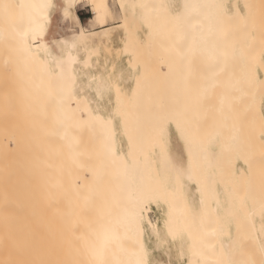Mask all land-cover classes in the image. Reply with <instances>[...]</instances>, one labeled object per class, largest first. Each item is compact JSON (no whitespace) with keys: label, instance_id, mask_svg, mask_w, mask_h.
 <instances>
[{"label":"bare ground","instance_id":"6f19581e","mask_svg":"<svg viewBox=\"0 0 264 264\" xmlns=\"http://www.w3.org/2000/svg\"><path fill=\"white\" fill-rule=\"evenodd\" d=\"M5 1L8 0L3 2L0 0V3L4 4L2 8L6 5ZM89 1L90 9L96 15L89 21V25L97 26L104 22L109 12H112L111 5L109 0ZM229 1L128 0V6L124 7V14L120 16L123 24H125V30L129 26H127V21L130 22L133 17L152 27L155 34L161 30L162 33L161 31L159 32L162 35H159L160 33L157 34L163 36L164 39L166 38L163 44L164 48H167L166 51L168 53L171 52L170 55L173 57L172 51L175 55L177 54L174 60L172 59L173 57L169 56L168 60L171 58V62H168L176 65V61L180 60L178 62L186 65L179 69L181 72L178 70V66V68L175 67L176 71H179L175 73L182 77L185 76L187 87L190 84V88H192L188 87L191 90L190 95H188L189 90L187 94L186 90L183 91L189 98L190 96L196 97L199 94V97L201 95V97H197L200 99L198 101L200 103L197 102L198 109L199 105L200 107L202 106L201 110L199 109L201 111L200 114L196 113L199 111L196 104H192L196 107L195 109L189 103L194 98L190 99L192 101L187 100L188 104L186 105L188 108L185 107L184 111L185 102L183 101L188 96H185V99L182 96L181 101L178 99L179 96L181 97V95L185 94L181 92V88V95L179 94V88L177 89V93H179H175L176 89L174 90V87L176 85L179 86V84L173 83V80L177 81L178 78L172 75L174 73H171L173 79L171 80L170 77L171 82L169 83L175 85L173 89L170 88L172 91L168 88L171 91V93L169 92L171 95L167 93V95L163 96L168 97L172 102L169 101L167 103L168 98L166 99V97L164 100L166 105L162 101L161 92L165 89L163 88L159 95L157 94L158 96L154 95L158 99H152V101L150 98L151 104L149 99L145 101L147 95L144 94L143 105V102L140 101L143 98V94L138 96V93H134L133 90L132 94L134 93L137 98L133 96L132 98H135V101L133 100L132 102L136 103L139 99L137 106H134L135 104L133 103L130 104V100H126L124 107L117 106L114 108V113L117 115L121 114L119 113L120 111L123 112L122 125L123 130L124 127L127 129L124 130L127 134L133 129V127H130L131 124L133 126L136 124L137 129L134 128V131H145L146 129L144 128H147V130L152 129H148L147 120L144 121L143 119L145 114L146 116L149 115L148 119L153 117V115L155 116V118L153 117L155 121L153 118L150 119L152 125H154V122L159 121L166 112L174 115V117L176 115L177 118L184 117L180 119L182 125H185L188 119L190 121L186 126L189 127L192 122L189 129L184 126V131H182L184 135L185 131L188 132L186 133V135H190L188 139L192 137V140H187V143H184L186 146L184 149L189 153L188 158L183 157L185 154L182 156L180 151L176 149L180 147V145L177 146L178 142L176 144L172 143L177 147L174 146L175 148H173L171 146L170 151H167V156L165 154H163V157L161 156L164 159L160 160L161 157H156L165 163L169 162L171 164L173 162L170 165L171 168L169 166L165 167L167 169L164 168L167 171L164 173L165 178L162 182L156 175L154 177L156 176L157 178H153L151 172L147 175L149 165L146 166L145 164L152 163V157L146 151L150 144L146 148V143L143 145L144 143L140 140L131 142L133 139H129L130 142L128 141L129 143L126 144L132 143L131 146L135 149L132 151L133 153L131 154L130 151V156H128L129 153L124 150L120 151L115 115L105 114L100 109L98 101L96 102L92 95L94 92L97 97L102 99L103 96H107V91L110 88V79L108 81L104 77L106 74L102 76L93 74V71L91 73L90 68L94 64L93 56L98 54L97 42L93 43L95 39L93 37L100 30H89L80 25L75 9L79 0H63V5L59 7L61 19L68 20V18H72L76 25L79 26V30L71 33L65 32L59 36H48L52 21V11L58 8L56 0H9V4L10 2L11 5L14 3V8L11 5L10 8L7 4L10 8L8 10L10 12L12 9L15 10L13 12H15L16 20L9 12L7 14L11 16L7 18L5 11L8 10L5 9L6 7L1 9L0 6V15L3 16L5 14L4 18H1L10 24L9 26H6L8 25L7 22L3 25L0 24V40H6L10 35L13 37L15 33L13 38L17 41L16 44L19 51L27 54V58L30 57V61L33 64H37V75H39L41 88L39 91L45 94L44 104L46 101L51 103L50 108L42 106L45 107L47 112L49 110L52 112V114H47L46 112V114H42L43 121L39 122L37 126L34 125L31 133L33 141L29 145L32 147L28 148L29 150L26 149L27 146H24L25 149L22 147L24 152H19V149L17 153L13 154L12 152L10 154L8 153L10 151L9 148L5 146L6 144L4 145L5 147L0 146V264H150V253L153 247L148 245L147 231L157 238L154 249H160V246H162L160 245V238L163 236L161 226L152 220L149 214L151 204L167 203L170 200L173 204L170 206L168 226L171 230L174 227L176 230V225L179 227L180 233H175V237L181 235L186 237L184 240V244L187 247L186 250L183 247V250L189 256L186 264H239V260L242 262L241 260L246 258L244 254L247 248L249 252H246H251L253 254L252 258L257 253L259 254L256 241L253 242L254 244L251 242L254 240L252 238L258 241L262 236L259 237L257 231L259 230L257 229V217L260 212L264 213V2H262L263 0H257L256 5L254 0H242L244 7L242 9L240 0H234L233 7L230 9ZM260 3L262 5L258 6ZM2 10L4 11L2 12ZM14 25H16L15 32H13ZM117 27L121 28L120 25ZM126 31L129 30L127 29ZM131 32L127 33L130 38L126 37L127 40H125L123 50L125 48L130 49L134 42L137 43V37L135 40V35ZM130 33L132 36H130ZM96 37L98 38V36ZM131 37L134 40L133 42L131 41L130 46ZM8 39L10 40V38ZM168 43H170L171 47H169ZM109 44H111V40ZM137 44L139 45L140 42ZM10 46L12 45L10 44ZM134 46L136 47L137 45L134 43L132 48L135 49ZM173 48H176L175 50L177 51L175 52ZM180 48L181 50L179 51ZM178 51L179 53H177ZM186 53L188 57L185 55ZM131 56L133 57V54ZM178 57H182V60L178 59ZM134 58H137L135 54ZM185 61H187V64ZM178 64L180 65V63ZM192 66L193 68H191ZM141 67L143 68V66ZM199 71L203 73H199ZM117 72L116 74H118ZM123 74L124 72L122 71L120 75ZM185 74L189 76L187 77ZM166 77L167 79L169 78L168 76ZM189 78L190 83L187 81ZM181 79L178 80L181 81ZM135 80L137 81V78ZM164 80L161 87L168 83V80L166 82ZM136 81L133 83V89L139 87V83H141L140 78L138 82ZM124 82L125 84L127 83L126 80ZM169 83L168 86H171ZM130 84L129 86L132 85ZM145 84H147L146 81L143 85H140L144 86ZM194 87L196 89L193 91ZM251 87L252 90H250ZM114 89L116 90V87ZM151 90L145 91L150 94L153 91L155 92V90L152 92ZM166 90L165 92H167ZM117 91L121 93L123 90L117 89ZM173 91L176 96H174V93L172 95ZM119 95L124 96V94ZM160 95L161 97H159ZM174 98L175 100H173ZM124 99H126L125 96ZM176 100L177 104L182 102L183 105L179 104L177 106ZM156 101L160 102V104ZM195 101L192 103H196ZM104 102L106 103V101ZM153 103L156 107H154ZM146 105H148L151 112L152 108L157 109L158 105L159 107L162 106L158 110L161 109L160 112L163 114L159 112L157 116L155 114L151 115L149 110V113L147 112ZM149 105H153L151 109ZM174 105L176 106L172 108ZM188 105H190V108ZM138 109H141V113ZM142 110L146 112L143 113ZM186 110L188 111L186 112ZM189 111H195V114L192 112L194 116ZM197 115L201 123L196 120ZM243 117L245 119L242 120ZM137 118H140V120ZM177 118H175L174 123L182 127L176 121L179 120ZM192 118L193 121H191ZM203 118L209 119V122L207 123L208 120L205 121ZM142 119L143 121H141ZM165 119L163 120L164 122L168 121ZM138 121L144 123L140 124ZM204 122V125H209L207 130L209 128V131L212 130V133L209 132L210 136L207 134L208 137L204 134L206 133L204 132L206 127L202 125ZM168 123L166 122L165 126L163 125L164 128L162 126V128L158 127L162 124L158 123L157 128L168 130L166 126ZM128 125L131 128L130 131H128ZM196 126H203L205 129L201 127V131H197L199 128ZM153 127L154 129L156 128L155 126ZM174 127L177 129L176 126ZM195 127L198 129L196 130ZM244 131H248V133L243 134ZM199 132L202 133L199 134ZM164 133L166 134L168 131ZM197 134L200 136L196 138L195 135ZM221 135H225L224 139L226 141L221 139L223 138ZM244 135L249 136L247 140ZM4 136L6 135L4 134ZM193 136L196 140H193ZM126 137L131 138L128 135ZM181 137V139L184 138L183 134ZM205 137L207 140H204ZM196 141L198 142L197 144L195 143ZM167 142H170V140ZM137 143L138 147L146 151L147 155H143L144 151L142 157L140 154H136L139 153L137 151H140L134 147ZM172 144L170 143V145ZM163 146L166 148L167 145L164 144L161 148H164ZM251 146L256 147L252 148ZM257 148H260V150L258 151ZM163 150L161 149L165 153V149ZM196 158L199 160H196ZM187 159H190V162L198 161V170H196L194 162L188 165ZM238 160L244 166L237 165ZM173 164L174 167L172 168ZM221 164L224 165L222 168L227 169L224 170L225 175L228 170L230 172L227 174L228 176L230 174V185L224 184L229 181L224 180L228 176H224L223 172L220 174L223 175L221 178L224 183L220 178L216 177L219 176ZM153 170L156 173V170ZM161 170L163 172V168ZM162 172L160 175L163 174ZM255 172H257L256 175H260L258 179V175L256 178L254 177ZM199 175L200 177H198ZM196 176L199 181L201 180L200 182H198ZM236 176L242 186L239 183L236 185L237 187L233 184L232 181ZM261 176L262 179L260 181ZM249 178H251L250 180L255 178V180L250 181V184L244 188L242 179L247 181ZM195 179L197 183H200L198 184L200 186H192V181L194 180L195 182ZM218 180H221L220 184H223V186L219 184ZM252 182L256 185L252 186ZM258 182H262V184ZM257 189L262 191L261 194L257 193ZM244 190L249 198L250 196L251 198L253 196L256 197L255 200H253L254 197L250 199L253 202H251L252 206L250 203L248 204V211L245 207L246 204L242 206L239 201L241 196H245H243ZM256 193L261 196L257 198V195H254ZM239 206L242 207L243 214L247 211L246 222L243 219L245 223L241 222V225L238 224L239 228L232 230L231 224L237 220ZM243 207L246 209L245 211ZM239 221L237 222L239 223ZM146 222L148 227L145 226ZM237 222L235 223L236 225ZM169 232H171L170 235L174 234L170 230ZM244 235L245 237L248 235L252 236L250 238L248 236L249 239L246 237V244L249 247L255 245L253 249L251 247L249 250L248 246L246 248L245 238L243 239ZM263 238L262 236L261 239ZM239 239L244 240H242L244 243H241V245L243 244L242 247L237 245L238 241L241 242ZM181 241L183 240L181 239ZM263 241H259L260 254L263 256L259 254L256 257H264ZM240 248H246V250H243V252ZM180 250L183 251L182 248ZM251 250H257V253ZM184 251L181 253L184 254ZM166 253L169 254L168 251ZM158 256L159 259L160 254ZM173 256L174 254H172L171 258ZM175 257L173 261L177 260H175ZM247 259L249 257L243 263H246ZM257 259L258 263L256 262L255 264H261L260 260L263 258L259 259V261ZM159 264H166V262L160 259Z\"/></svg>","mask_w":264,"mask_h":264},{"label":"rangeland","instance_id":"374dc122","mask_svg":"<svg viewBox=\"0 0 264 264\" xmlns=\"http://www.w3.org/2000/svg\"><path fill=\"white\" fill-rule=\"evenodd\" d=\"M4 0H1V2H3ZM57 1V3L58 2H60V3H62L63 2V0H56ZM230 1H232V2H230ZM229 1V8L231 9L232 7H233V2H234V0H230ZM257 0H254V2L256 3V5H257V2H256ZM9 2V0L8 1H5L4 3H6V5L8 4L9 6L11 5V2H10V4L8 3ZM109 2H110V5H111V11L112 12H109L107 15H106V17H107V20H106V17H105V19H104V22L103 23H101V24H99V25H97V26H91V25H89V23H88V26L89 27H91V28H99V32L97 33V35H95L94 37H93V39H94V41H93V39H92V41H93V43H95V42H97L96 43V45H97V50H98V54L100 55H98V54H94V56H93V66L90 68V70H91V73H92V71H93V74H96V75H102L103 76V74H106V76L104 75V77H106L107 79H108V81H109V79H110V81H109V89H108V91H107V96L105 97V96H103V99L102 98H99V97H97V94L96 93H92V95H93V97H94V99H95V101L97 102L98 101V105L100 106V109L105 113V114H113V115H115V119H116V126H117V129H118V142H119V150L120 151H125L126 153H129L130 151H131V154L133 153L132 151L133 150H135L134 148H132V146H131V144H126V143H129L130 142V140L129 139H133V141H131V142H134V140L135 141H137V140H140L142 143H144L143 145H145V143H146V148H147V145L148 144H150L151 145V147H150V145H148V149H146V151H148V155H151V157H152V163L151 164H145L146 166L147 165H149L148 167H146L145 165V167L146 168H148V173H147V175L149 174V172H151L152 173V177L153 178H160V180H161V182H162V180H164V178H165V174L164 173H166V171L164 170V168L165 167H167V166H169L170 167V165L173 163V162H171V164L169 163V165H168V163H165L163 160L162 161H160L161 159H164V158H162L164 155L163 154H167L169 151H170V148H172L171 146H173V148H175V147H177V146H179L180 145V147H178V148H176L177 150H179L180 151V154H182V156L183 157H186V158H188V156H189V153H187V151L184 149L186 146H185V144L187 143V140H192V137L190 138V139H188V136H190V135H186V133H188V132H186L185 131V135H184V132H182V131H184V129L183 128H185L184 126H186V124L188 123L189 124V119H188V121L185 119V121H187V123L185 124V125H182L181 124V121H180V119L181 118H184V117H181V118H177L176 117V115H175V117H174V115H170V114H167V112L166 111H164V112H166L164 115H162V118H160L159 119V121H163L165 118H167V119H165V120H168V121H163L164 122V124L166 123V122H169L168 124H166V126H167V129L168 130H166V131H168V133H164V132H166L164 129L163 130H161V128L163 127V122H159V121H157L159 124H161V125H159L157 122L155 123L154 122V125H152V123H150V119H152L153 117L155 118V116L153 115V114H155L156 116H157V113H159L160 111H161V109H159L158 110V108H161V107H159V105H158V108L157 109H154V108H152L153 110H152V112L149 110V108H148V105H146L145 106V108L147 109V112L149 113V111L151 112L150 114L151 115H153V117H151L150 119H148V117H149V115L148 116H146V114H145V116H146V119H145V116L143 117V119H144V121L145 120H147V126H148V129L149 128H152V129H149V130H147V128H144V129H146L145 131H140V130H133L134 128H136L137 129V127H136V124L135 123H133V124H135V126H133L132 124H131V126L130 127H133V129L131 130V128H129V125H128V128H129V130L128 131H130V133H128L127 134V132H125L124 130H127V129H125V127H124V130H123V125H122V123H123V117H122V111H120L119 113H121V114H116V113H114V108L115 107H124L125 106V102H127L126 100H130L131 102H130V104L131 103H133L132 101L135 99V98H137V96L135 97L134 96V93H138V96H141V94H143L142 95V100H140V101H142V102H140V103H142L143 105H144V94H146L145 96L147 97V98H145L146 100L145 101H148V99H149V101H151L152 99L153 100H155V99H158V98H156L155 96H158L159 95V93L163 90V88H165L164 89V91L163 92H161L162 93V96L163 95H167V93H168V95L171 93V91H172V89H173V86L175 85V84H173V83H176V84H179V86L178 85H176L175 87H174V90L176 89V91H175V93L176 94H178L179 92H180V88H181V92H184L185 90V92H186V94H187V92H188V90H189V88H190V84H189V88L187 87V83H186V79H184L185 78V76H179V74H176L175 72H179L180 70L179 69H182V66H186L184 63H181V62H178V61H180V60H178V61H176V65H174V64H171L170 62H171V58L168 60V58H169V56L170 57H173L172 55H170L171 54V52L170 53H168L167 51H166V49L167 48H164V46H163V44H164V42H165V40H166V38L164 39V37L163 36H159V35H162L161 33H162V31L161 30H159V31H161V33L159 32V31H157L156 32V34L157 33H160L159 35L157 34H155L154 33V31H153V29H152V27H149V26H147V24L145 23V22H141V21H139V19H137V18H135V17H133L132 19H134V20H132V19H130V22L129 21H127V26L128 27H126V30L128 29L129 31H126L125 30V28H124V26H125V24H123V21H122V17H120V16H123L122 14H124V7L128 4V0H109ZM239 2H241L240 3V6H241V8L243 9L244 7H243V2H242V0H240ZM251 2H253V1H251ZM253 2V3H254ZM260 2V1H259ZM262 2H264V0L262 1ZM90 3V1L89 0H79V2L77 3V5L75 6V9L76 10H78V8L80 7V8H85L84 10L85 11H83V12H86L87 10H88V14H87V18H85L86 20L85 21H87L88 22V19L89 18H91V17H94V16H96L94 13L92 14V12L90 11L91 9H90V6L91 5H88ZM231 3V4H230ZM252 3V4H253ZM1 4V3H0ZM14 3L11 5L12 6V8H14ZM259 5H262L261 3L260 4H258V6ZM1 6V9H4V8H2L3 6H4V4H1L0 5ZM11 6H10V8H11ZM16 6V5H15ZM128 6V5H127ZM8 7V6H7ZM5 8L6 10H10V8L8 7V8ZM5 11L6 13L5 14H7V12H9V14L11 13V15H12V17H14L15 18V20H16V16H15V12H13V11H15L14 9H12L11 10V12L10 11ZM56 10V9H55ZM4 10H2V12H3ZM1 13V12H0ZM5 14H3V16L5 15ZM11 15H8L7 14V18H9L8 16H11ZM3 16H1L0 15V24L1 25H3V24H6L5 22H7V21H3ZM116 16V17H115ZM1 17H3V18H1ZM118 17V18H117ZM6 18V19H7ZM6 19H4V20H6ZM11 19V18H10ZM96 19H98L97 17H96ZM8 20V19H7ZM13 20V19H12ZM2 21H3V23H2ZM9 22H10V20H8ZM68 23H67V27H62V26H60V28H59V35H62L63 33H65V32H68V33H71V32H73V31H78L79 30V28H76L75 26H76V23L74 22V20L72 19V18H68ZM138 22V23H137ZM13 23V22H12ZM120 23V24H119ZM124 23H125V21H124ZM145 23V24H144ZM7 24H8V22H7ZM14 24V23H13ZM13 24H12V27H13ZM137 24V25H136ZM10 24H8V25H6V26H9ZM120 25V27L121 28H119V27H117V26H119ZM123 25V26H122ZM144 25H146V26H144ZM101 26V27H100ZM11 27V26H10ZM15 27H16V25H14V30H13V32H15ZM89 27L87 28V29H89ZM112 27V28H111ZM137 27V28H136ZM133 28H134V30H133ZM10 29H12V28H10ZM108 29V30H107ZM122 29V30H121ZM61 30V31H60ZM131 30H133L132 32H131ZM135 31V32H134ZM13 32L11 31V34L13 35ZM112 32V33H111ZM129 32H131V33H133L134 35H135V37H134V39L136 38L137 39V43H139L140 42V44L138 45L136 42H134L135 43V45H137L136 47H135V49L134 48H132L133 47V45H134V43H133V45L131 46V43L133 42V38L130 40V39H128V40H130V46H131V50L130 49H127V48H125V50H123V47H124V45H125V40H127L126 39V37L128 36L129 37V35H127V33H129ZM164 32V31H163ZM130 33V36H132V34ZM166 34V33H165ZM164 34V36H166ZM168 34V33H167ZM58 35V36H59ZM121 35H122V37H121ZM171 35V34H170ZM96 36H98V38H99V41H101V42H99L98 41V38L96 37ZM168 36V35H167ZM13 37H15V33H14V36ZM13 37H11V35L8 37V38H10V40L7 38L6 40H7V42H6V40H0V146H3V147H5V146H7V148H9V150L10 151H8V153H10V154H12V152H13V154H15V153H17L18 151H19V149H20V151L19 152H24L23 151V149H25V147L24 146H27L26 147V149L27 150H29L28 148H31L32 146H29V145H31L32 144V139H33V135L31 134L32 132H33V128H34V125L35 126H37L38 125V123L39 122H42L43 121V118H42V114H52V112H51V110H49L48 112L46 111V109H45V107L46 108H50V106H51V103H47V101H46V103L44 104V102H45V94L42 92V91H39V90H41V88H40V85H39V75H37V73H38V67H37V64H33L31 61H30V57L29 58H27L28 57V55L27 54H25V53H23V52H20L19 51V48L17 47V44H16V42L17 41H15V39L13 38ZM127 37V38H128ZM172 37V36H171ZM103 40H102V39ZM130 38V37H129ZM167 38H169V37H167ZM172 38H174V37H172ZM12 39V40H11ZM101 39V40H100ZM106 39V40H105ZM118 39V40H117ZM135 39V40H136ZM171 39V38H170ZM108 40V41H107ZM110 40H111V44H109L110 43ZM167 40H169V39H167ZM132 41V42H131ZM107 42V43H106ZM115 42V43H114ZM105 45H104V44ZM10 44L12 45V46H10ZM101 44V45H100ZM109 44V45H108ZM111 45H112V47H111ZM168 45H169V47H171L170 46V43H168ZM173 47V46H172ZM106 48V49H105ZM179 48V47H178ZM16 49H18V50H16ZM108 49V50H107ZM128 51H127V50ZM171 49V48H170ZM174 50L176 49V48H173ZM130 50V51H129ZM181 50V48L179 49V51ZM184 50V49H183ZM177 50H175V52H176ZM179 51L177 52V53H179ZM101 52H102V54H101ZM132 55L133 54V57L129 54V53ZM187 52V51H186ZM121 53V54H120ZM181 53V55H182V51L180 52ZM188 53V52H187ZM187 53L185 54L186 56H187ZM25 54V55H24ZM134 54H135V57L137 56V58H134ZM172 54L174 55V57L177 55H175V53H173V51H172ZM183 54H184V51H183ZM27 55V56H26ZM190 55V54H189ZM130 59H129V58ZM174 57L172 58L173 60H174ZM179 57H180V54H179ZM178 57V59H181L182 60V57L181 58H179ZM183 57H185L184 55H183ZM188 57V56H187ZM100 58H102V59H100ZM98 59V60H97ZM100 59V60H99ZM107 61V63H105L106 61ZM134 59H135V62H137V63H133V61H134ZM137 59V60H136ZM186 59V58H185ZM120 60V61H119ZM175 60H177V58H175ZM184 60V59H183ZM97 61V62H96ZM112 61V62H111ZM145 61H146V63H145ZM168 61H170V62H168ZM30 62V63H29ZM110 62V63H109ZM187 61H185V63H186ZM178 63H180V65L178 64ZM130 64V65H129ZM171 64V65H170ZM182 64H184V65H182ZM187 64V63H186ZM99 65V66H98ZM119 65V66H118ZM123 65H125L124 67H123ZM133 65V66H132ZM98 66V67H97ZM103 66V67H102ZM118 66V67H117ZM120 66H121V68H120ZM141 66H143V68L141 67ZM179 68H178V67ZM134 69H133V68ZM168 67V68H167ZM173 67H174V69H173ZM175 67L176 68H178V70L179 71H176L177 69H175ZM188 67V66H187ZM190 67V66H189ZM196 67V66H195ZM105 69V71H104V69ZM111 68H112V70H111ZM113 68H114V70H113ZM123 68V70H121ZM128 68V69H127ZM143 69V71H141L142 69ZM167 68V69H166ZM170 68H172V69H170ZM191 68H193V66L191 67ZM188 69V68H187ZM190 69V68H189ZM118 72H117V71ZM173 70V71H172ZM196 70V69H195ZM199 70V69H198ZM95 71V72H94ZM113 71V72H112ZM120 71V72H119ZM122 71L124 72V76L123 75H120V74H122ZM130 71V72H129ZM166 71V72H165ZM244 71V70H243ZM104 72V73H103ZM116 72L118 73V74H116ZM170 72V73H169ZM181 72V71H180ZM185 72H187V71H185ZM200 72H202V71H199V73ZM245 72H246V69H245ZM130 73V74H129ZM171 73H174V74H172V75H174V77H176V78H178V79H181V77H182V79H181V81H182V83H180L181 81H179L178 79H177V81L179 82H177V81H175V79L173 80V83L171 84V83H169V82H171L170 81V77L172 76L171 75ZM188 73V72H187ZM197 73V72H196ZM196 73H194V74H196ZM203 73V72H202ZM205 73V72H204ZM111 76H110V75ZM169 74H170V76H169ZM184 74V73H183ZM182 74V75H183ZM107 75H109V76H107ZM120 75V76H119ZM126 75V76H125ZM186 76H187V74H185ZM113 76V77H112ZM116 76H117V78H116ZM120 78H119V77ZM122 76V77H121ZM138 76H140V77H138ZM166 76H168L169 78L167 79V77ZM189 76V75H188ZM187 76V77H188ZM115 77V78H114ZM128 77V78H127ZM132 77H133V79H132ZM137 78V81L135 80L136 78ZM196 77V76H195ZM122 78V79H121ZM129 78H130V80H129ZM139 78H140V82L141 83H139V87H136L135 89H133V83H135V81L136 82H138V80H139ZM198 78V77H197ZM112 79H114V80H112ZM165 79V80H164ZM173 79V77H171V80ZM192 79V78H191ZM112 80V81H111ZM118 80V81H117ZM120 80V81H119ZM124 80H126L127 81V83L125 84V82H124ZM165 81L166 82V80H168V83L169 84H171V86H168V83L167 84H165V86L167 85V87H165L164 85H163V87H161L162 86V81ZM189 80H190V78L187 80L188 81V83H190L189 82ZM146 81V83L147 84H145L144 86H141V85H143V83ZM175 81V82H174ZM192 82H193V80H192ZM196 82H197V80H196ZM132 85H131V84ZM186 83V84H185ZM195 83V82H194ZM193 83V84H194ZM119 84H120V86H119ZM129 84L131 85V86H129ZM141 84V85H140ZM127 85V86H126ZM180 85H182V86H180ZM186 85V86H185ZM159 86H160V88H159ZM184 86V87H183ZM195 86V85H194ZM198 86V85H197ZM114 87H116V90L114 89ZM192 87V86H191ZM125 88V89H124ZM128 88H131V89H128ZM145 88V89H144ZM168 88L170 89V88H172V89H170L171 91H169L168 90ZM179 88V89H178ZM183 88H185V89H183ZM198 88V87H197ZM117 89H122L123 91H121V93H119L118 91H117ZM151 89H153V90H155V92L153 91V90H151ZM161 89V90H160ZM167 89V90H166ZM177 89L179 90V92L177 93ZM190 89H192V88H190ZM196 88L194 87V89H193V91L195 90ZM254 89V88H253ZM134 90V93L132 94V91ZM143 90V91H142ZM145 90H147V91H150L151 90V92L153 93V95H152V93L150 94V93H148L147 91H145ZM165 90L167 91V92H165ZM184 90V91H183ZM198 90V89H197ZM250 90H252V87L250 88ZM128 91H130V92H128ZM145 91V93H143ZM42 92V93H41ZM142 92V93H141ZM170 92V93H169ZM181 92L179 93L180 95H181ZM185 92H184V94H185ZM113 93V94H112ZM165 93V94H164ZM173 93H174V91L172 92V95H173ZM174 93V94H175ZM189 94L188 95H190V93H191V90H189V92H188ZM193 93V92H192ZM119 94H124V96H125V98L126 99H124V96L122 97V96H120ZM158 94V95H157ZM176 94L174 95V96H176ZM183 94V93H182ZM181 95V97L179 96L178 97V99L180 100V99H182V96L184 97L183 99H185V96H188V95ZM195 94H196V92H195ZM198 94V93H197ZM44 97H43V96ZM113 95V96H112ZM119 95V96H118ZM149 95V96H148ZM155 95V96H154ZM171 95V94H170ZM192 95V94H191ZM199 95V94H198ZM198 95L196 96V95H194V96H196V97H191L190 96V98H189V96L187 97V99L185 100V101H183V102H185L184 103V111H185V107H187V105L186 104H188V99L190 100L191 98H194V100L192 101V100H190V101H192V102H194L195 100V102L196 103H192V102H189L190 104H191V106H193L192 104H196V107H197V104L198 103H200V102H198L200 99H198L199 97H201V95L198 97ZM135 97V98H132V97ZM153 96V97H152ZM193 96V95H192ZM41 97V98H40ZM43 97V98H42ZM96 97V98H95ZM111 97V98H110ZM113 97V98H112ZM116 97V98H115ZM155 97V98H154ZM159 97H161V95L159 96ZM165 97L166 96H163L162 98H163V100L162 99H160V100H162V101H164L165 100ZM198 97V98H197ZM150 98H151V100H150ZM168 97H166V99H167ZM97 99V100H96ZM104 99H106V100H104ZM109 99V100H108ZM141 99V98H140ZM172 99V98H171ZM177 99V100H178ZM198 99V100H197ZM43 100V101H42ZM152 100V101H153ZM167 100H168V102H167ZM166 100V102L167 103H169V101H170V99L168 98ZM173 100H175V98L173 99ZM177 100H176V104H177ZM100 101V102H99ZM104 101H106V103L104 102ZM135 101V100H134ZM152 101L150 102V104L152 103ZM159 101V100H158ZM158 101H156V102H158ZM181 101V100H180ZM103 102V103H102ZM139 102V99L137 100V102L136 103H133V104H135L134 106H137L138 103ZM155 102V103H156ZM170 102H172V101H170ZM179 102V101H178ZM198 102V103H197ZM101 103H102V106H101ZM139 103V105H141ZM147 103V102H146ZM159 104H160V102H158ZM164 103H165V101H164ZM173 103H175V102H173ZM47 104V105H46ZM50 104V105H49ZM137 104V105H136ZM161 104H163V102H161ZM179 104H182V102H179L178 104H177V106L179 105ZM45 106V107H43V106ZM106 105V106H105ZM112 105V106H111ZM153 105H154V107H156L155 106V104L153 103ZM152 105V106H153ZM165 105H166V103H165ZM169 105V104H168ZM183 105V104H182ZM41 106V107H40ZM150 106V105H149ZM152 106H150V109H151V107ZM176 105H174V106H172V108H174ZM189 106V108H190V105H188ZM171 107V106H170ZM195 106H193V108H194ZM196 107H195V109H196ZM41 108H42V111H41ZM138 108V107H137ZM136 108V109H137ZM142 108V107H141ZM164 108V107H163ZM166 108V107H165ZM169 108V107H168ZM180 108V107H179ZM188 108V107H187ZM192 108V107H191ZM201 108H202V106L200 107V105H199V109L201 110ZM263 108H264V106H263ZM44 109V110H43ZM144 109V108H143ZM146 109H144V110H146ZM197 109H198V107H197ZM198 109V110H199ZM141 110V109H140ZM139 109H138V111H140ZM149 110V111H148ZM165 110V109H164ZM183 110V109H182ZM190 110V109H189ZM194 110V109H193ZM198 111V112H196V113H199L200 114V112L201 111ZM202 110H204V109H202ZM108 111V112H107ZM134 111V110H133ZM135 111H137V110H135ZM138 111L136 112V113H138ZM143 111V110H142ZM168 111V110H167ZM172 111V110H171ZM175 111V110H174ZM181 111V110H180ZM183 111V112H184ZM188 110H186V112H187ZM196 111V110H195ZM195 111H189L193 116H194V114H195ZM46 112V113H45ZM146 111H143V113H145ZM170 112V111H169ZM177 112V111H176ZM178 112H179V110H178ZM178 112L176 113L177 115H178ZM192 112H194V114L192 113ZM135 113V112H134ZM133 113V114H134ZM140 113H141V111H140ZM147 113V114H148ZM161 113V112H160ZM170 113H172V112H170ZM185 113V112H184ZM184 113H182V114H184ZM132 114V113H131ZM161 114H163V113H161ZM173 114H175V113H173ZM180 114H181V112H180ZM188 114V113H187ZM202 114H204V113H202ZM201 114V115H202ZM117 115V116H116ZM141 115V114H140ZM139 115V116H140ZM150 115V116H151ZM167 117H166V116ZM192 115H191V117H192ZM41 116V117H40ZM135 116V115H134ZM133 116V117H134ZM161 116V115H160ZM187 116H189V115H187ZM198 116V115H197ZM197 116H195V117H197ZM244 117H246L245 115H243ZM132 117V116H131ZM171 117H173L172 119H171ZM179 117H180V115H179ZM242 118V120L243 119H245V118ZM153 118V120L155 121V119ZM159 118V117H158ZM164 118V119H163ZM170 118V119H169ZM175 118H177V119H179V120H176V121H178L181 125H182V127H180V125L179 124H176V123H174L175 121ZM186 118V117H185ZM198 118H199V116L196 118V120H198ZM208 118V117H207ZM131 119V118H130ZM138 120H140V118H137ZM143 119L141 120V121H143ZM191 119V118H190ZM134 120V119H133ZM132 120V121H133ZM157 120V119H156ZM173 120V121H172ZM182 120H184V119H182ZM203 120H205V121H207V123L209 122V119H207L206 120V118L204 119L203 118ZM203 120H201L202 122H203ZM131 121V120H130ZM135 121V120H134ZM191 121H193V118H192V120ZM199 121V120H198ZM197 121V122H198ZM140 124H143V123H141L140 121H138ZM177 122V123H178ZM184 122V121H183ZM196 122V121H195ZM194 122V123H195ZM200 122V121H199ZM198 122V124H200ZM128 123H130V122H128ZM145 123V124H146ZM192 123V122H191ZM191 123H190V126H191ZM138 124V123H137ZM176 124V125H175ZM187 124V125H188ZM197 124V123H196ZM197 124V125H198ZM205 124V122L202 124V125H204ZM139 125V124H138ZM157 125H159L158 127H161L160 129H158L157 128ZM140 126V125H139ZM144 126V125H143ZM150 126V127H149ZM153 126H155L156 128L154 129V127ZM165 126V125H164ZM174 126H176L177 127V129L174 127ZM189 126V127H190ZM200 126V125H199ZM205 127H206V130L204 131V132H206V133H204L205 134V136H207V134L210 136V134H209V132H211L212 133V130H210L209 131V129L207 130V128H208V126H206V125H204ZM146 127V126H145ZM188 129H189V127L188 126H186ZM196 127H198V126H196ZM195 127V128H196ZM201 127H203V126H201ZM201 127H198V128H196V130L197 131H201ZM205 127H203L204 129H205ZM164 128V127H163ZM170 128H171V130H170ZM183 129V130H182ZM158 130H161V131H158ZM181 130V131H180ZM164 131V132H163ZM180 131L181 132V135L183 134V139H181L182 137H181V135H180V132L178 133V132ZM190 132H192V131H190ZM161 133V134H160ZM171 133V134H170ZM195 133V132H194ZM198 133V132H197ZM200 133H202V132H199V134ZM244 133H248V131H244L243 132V134ZM250 133V132H249ZM4 134L6 135V136H4ZM164 134V135H163ZM174 134V135H173ZM176 134V135H175ZM190 134V133H189ZM199 134H197V135H195L196 136V138H197V136H200ZM204 134H203V136H204ZM9 135V136H8ZM130 136L131 138H127L126 136ZM165 135H168V136H165ZM249 135V134H248ZM165 136V137H164ZM187 136V137H186ZM225 135H221V137H223V138H221L222 140H224V141H226L224 138ZM242 137H243V135H241ZM56 137V136H55ZM168 137V138H167ZM172 139H171V138ZM177 137H179L178 139H175V138H177ZM208 137V136H207ZM244 137H246V140L248 139V137L247 136H245L244 135ZM11 138V139H10ZM32 138V139H31ZM166 138V139H165ZM174 138V139H173ZM186 138V139H185ZM195 137L193 136V140H196V138L194 139ZM199 138V137H198ZM206 139V137L204 138V140ZM220 139V142L222 143V140ZM164 140H165V143H164ZM170 140V142H167V141H169ZM172 140V141H171ZM177 140H179V141H177ZM207 140V139H206ZM242 140H244L243 138H242ZM129 141V142H128ZM185 141V142H184ZM198 141V140H197ZM195 142L196 144L198 143V142ZM223 141V142H224ZM5 142V143H4ZM13 142H14V144H13ZM178 142V144H177V146L176 145H174V144H172V143H177ZM180 142V143H179ZM191 142V141H190ZM194 142V141H193ZM123 143V144H122ZM170 143L172 144V145H170ZM185 143V144H184ZM195 143H193L194 145H196ZM205 143V142H204ZM243 143H244V141H243ZM6 144V145H5ZM126 144V145H125ZM167 145L166 146V148H165V146H163L164 148H161V146L162 145ZM220 144V143H219ZM218 144V145H219ZM247 144V143H246ZM5 145V146H4ZM8 145H9V147H8ZM14 145V146H13ZM122 145V146H121ZM125 145V146H124ZM249 145V144H248ZM128 146V147H127ZM139 145H138V143H137V145H134V147L137 149V150H140V151H142V153H140V151H137V152H139V153H136V154H140V156L142 157L143 155L145 156V154H146V151H144V150H142V148L140 149L139 147H138ZM160 146V147H159ZM175 146V147H174ZM181 146H183L182 147V149H181ZM18 148V150H16L17 148ZM20 147V148H19ZM22 147H23V149H22ZM131 147V148H130ZM141 147V146H140ZM159 147V148H158ZM252 147V146H251ZM254 147V146H253ZM252 147V148H253ZM256 147V146H255ZM254 147V148H255ZM258 147V146H257ZM12 148H13V150H12ZM168 148V149H167ZM251 148V149H252ZM22 149V150H21ZM131 149V150H130ZM150 149H152V150H150ZM160 149V150H159ZM161 149H162V151H164L163 149H165V153L164 152H162L161 151ZM181 150H183V151H181ZM257 150L259 151L260 150V148L258 149L257 148ZM257 150H256V152H257ZM15 151V152H14ZM143 151H144V154H143ZM155 152V153H153V152ZM168 151V152H167ZM178 151V152H179ZM151 154H150V153ZM254 152H255V150H254ZM143 154V155H142ZM135 155V154H134ZM147 155V154H146ZM154 157H153V156ZM156 155V156H155ZM128 156H130V153L128 154ZM137 156V155H136ZM162 156V157H161ZM167 156V155H166ZM156 157H161L160 158V160L159 159H157ZM144 158V157H143ZM190 158V157H189ZM154 159H156V160H154ZM198 158H196V160H197ZM188 160V165H191V163L192 162H194V161H192V162H190V159H187ZM195 160V168H196V170H198V167H199V165H197V164H199V162L198 161H196ZM199 160V159H198ZM154 161V162H153ZM156 161V162H155ZM162 162V163H161ZM165 164H167V165H165ZM155 163V165L153 166V164ZM190 163V164H189ZM162 164V165H161ZM239 164V166L240 165H243L242 164V162L240 161V160H238L237 161V165ZM164 165V166H163ZM202 165H203V162H202ZM163 166V167H162ZM222 166L224 167V165H222L221 164V166H220V172H219V176H216V177H218V179L220 178L221 180H222V178H221V176L223 177V175H221L222 174V172H223V174H224V170H227V169H225V168H222ZM244 166V165H243ZM150 167H152V168H150ZM168 167V168H169ZM174 167V164L172 165V168ZM163 168V172H162V169ZM171 168V167H170ZM169 168V169H170ZM226 168H227V166H226ZM153 169H155L156 171V173H154V170ZM165 169H167V168H165ZM228 169H230L229 167H228ZM240 170V169H239ZM160 171V172H159ZM146 172H147V170H146ZM158 172V173H157ZM163 173V174H161L160 175V173ZM196 172V171H195ZM200 172V171H199ZM197 173V172H196ZM221 173V174H220ZM228 173H230L229 172V170H228ZM228 173H226V175L228 174ZM256 173L257 172H255V178H256V176H257V179H258V177L260 176L259 174H257L256 175ZM158 174V175H157ZM154 175H156L155 177H154ZM225 174H224V176H226ZM228 176V175H227ZM229 176H230V174H229ZM225 177L224 178V180H227V181H229V182H227V184L226 183H224L223 182V180H222V182L225 184V185H230L231 184V181L229 180L230 179V177ZM238 176V175H237ZM235 177V179H233V184H235V186L239 183H241V182H239V180H238V177ZM198 177H200V175L198 176ZM197 176H196V178H197V180H198V182H200L199 181V178H198ZM252 177H253V175H252ZM227 178V179H226ZM255 178H252L253 180H255ZM201 179H202V177H201ZM239 179H241V178H239ZM251 178H249V180H244V179H242L243 181H244V183L242 182V184H244V188L245 187H247V185L248 184H250V181H253V180H250ZM256 179V180H257ZM261 179H262V176H261V178H260V181H261ZM221 180L219 181V184L221 183ZM241 180V181H242ZM264 182V181H263ZM172 183V182H171ZM253 183V184H252ZM251 184H252V186L253 185H256V184H254V182H252ZM258 183H260V184H262V182H258ZM198 184H200V183H197L196 182V179H195V182H194V180L192 181V186L193 187H197V186H200V185H198ZM202 184V183H201ZM260 184H258V186H260L261 187V185ZM221 186H223V184H220ZM224 185V186H225ZM241 185V184H240ZM239 186V185H238ZM242 186V185H241ZM237 187V186H236ZM260 187H258V188H260ZM242 188V187H241ZM257 188V187H256ZM238 189H240L239 187H238ZM254 189V188H253ZM225 190V189H224ZM258 190H260V189H257V193H259V194H261V192L262 191H258ZM261 190H262V188H261ZM242 191V190H241ZM254 191V190H253ZM243 192V191H242ZM241 192V193H242ZM244 193H245V190H244ZM243 193V196L244 197H240L239 198V201H240V203L242 204V206H244L245 204H246V209H247V211H248V204L250 203L251 204V202H253V200H255V198L256 197H254L253 195V197H254V199L253 200H250V199H252L251 198V196H250V198L248 197V196H246V193L244 194ZM254 194V195H257V198H258V194ZM242 195V194H241ZM261 196V195H260ZM259 196V197H260ZM172 199H174V198H172ZM241 199V200H240ZM171 204V205H170ZM172 204H173V202H171V200L169 201V202H167V203H160V204H151V209H150V216H151V219L152 220H154V221H156L157 223H159V225L161 226V228H162V238H160V245H162V246H160V249H154V244H155V242H157V238L155 237V236H153V235H151L150 234V232L149 231H147V233H148V245H149V247H153V250H152V252L150 253V264H159V260L161 259L162 261H165L166 262V264H171V262H173V264H186L187 263V259H189V256H187V254L185 253V251L183 250V247L185 248V250H186V245L184 244V240H185V236L183 235H181V236H179V237H175V233H180V229H179V227L176 225V230H175V227H174V229H169L170 227L168 226L169 225V219H170V206H172ZM241 204H240V206H241ZM239 206V207H240ZM251 206H252V204H251ZM244 208V207H243ZM245 208H244V211L246 210ZM243 209H242V207H240L239 209H238V211H237V220H236V222L237 221H239V223L237 222V225L233 222L232 224H231V229L232 230H235V229H237V228H239V226H238V224L239 225H241V222L242 223H245L246 221H245V217L247 216V211H246V213L245 214H243L242 211ZM240 214V215H239ZM244 215V216H243ZM239 217H240V219H239ZM168 218V219H167ZM243 219H244V221L245 222H243ZM257 225H258V228L257 229H259V230H257L258 231V233H259V237L262 235L263 237H264V213L262 214L261 212H260V214H259V216L257 217ZM243 225H245V224H243ZM260 225V226H259ZM145 226H147L148 227V224H147V222L145 223ZM246 227V226H245ZM168 229V230H167ZM169 230L170 231H172L174 234V237H172L173 235H170L171 234V232H169ZM165 235V236H164ZM249 236V238L250 237H252V236H250V235H248ZM248 236H246L247 238H248ZM262 236L259 238V240L257 241V239H255V238H252V239H254L251 243L252 244H254L253 242L254 241H256L255 243H256V246H257V250H258V252H259V254H260V248H259V241L261 240V241H263L264 240V238L263 239H261L262 238ZM167 237H168V239H167ZM246 237H245V235H244V237H243V239L245 238V241L243 240V239H239V240H241V242L240 241H238V246L239 247H242L243 246V244L241 245V243H244L245 242V246H246V248H247V244H246V241H247V239H246ZM248 238V239H249ZM181 239L183 240V241H181ZM168 240V241H167ZM242 240L244 241V242H242ZM169 243V245L171 246H169L168 245V243ZM249 242V241H248ZM264 242V241H263ZM162 243V244H161ZM167 243V244H166ZM177 243V245H175ZM181 243V244H180ZM240 243V244H239ZM183 244V246H181ZM251 244V245H252ZM185 245V246H184ZM250 245V246H251ZM175 246H177V247H175ZM179 246H181V247H179ZM253 246H255V245H252L251 247H249V250H250V248L251 249H253ZM165 248H169V249H165ZM174 250L175 249V251H173L172 249ZM178 250H177V249ZM180 248H182V250L184 251V254H182L181 252H183V251H181L180 250ZM246 248L244 249H242V248H240V249H242V251L244 250H246ZM255 249H256V247H255ZM254 249V250H255ZM168 251L169 252V254L168 253H166V251ZM170 250H172V251H170ZM256 250V251H257ZM243 251V252H244ZM247 252H249L248 251V248H247V250H246ZM245 251V254L244 255H246V258H248L249 257V259H247V261H246V263L244 262L243 263V261H245V259H242L241 257H240V259H242L241 261L242 262H240V260H239V264H255L257 261H256V259L259 261V259H261V258H263L262 260H260V263L261 264H264V257H261V256H263V255H261V256H258V257H256L257 255H259L256 251H252V252H256L257 253V255H256V253H255V255L256 256H254L253 258H252V255L253 254H251V252L250 253H247ZM174 252V253H173ZM161 253H163V254H161ZM165 253V254H164ZM160 254V258L158 259V255ZM171 254V255H170ZM172 254H174V256L171 258V256H172ZM242 254V255H243ZM155 255V256H154ZM163 255V256H162ZM164 255H166V256H164ZM170 255V256H169ZM175 255H176V257H175ZM177 255H179V256H177ZM249 255V256H248ZM168 256H169V260H168ZM163 257H164V260H163ZM166 257V258H165ZM174 257H175V260L177 259H179L178 261L176 260V261H173L174 260ZM178 257V258H177ZM245 257V256H244ZM243 257V258H244ZM261 257V258H260ZM256 258V259H255ZM172 259V260H171ZM253 259H254V262H253ZM170 260H171V262H170ZM251 260V261H250ZM249 261V262H248ZM170 262V263H169ZM214 262V261H213ZM217 262V261H216ZM219 262V261H218ZM215 263V262H214ZM258 263V262H257Z\"/></svg>","mask_w":264,"mask_h":264},{"label":"crops","instance_id":"0c3cea01","mask_svg":"<svg viewBox=\"0 0 264 264\" xmlns=\"http://www.w3.org/2000/svg\"><path fill=\"white\" fill-rule=\"evenodd\" d=\"M57 5H58V8L56 10L52 11V21H51V24H50V27H49L48 36H51V35L58 36L59 35L58 31H59L60 26L67 27L68 21L64 20V19H63L64 20L63 21L61 19V11H60V8H59L61 5H63V2L62 3L58 2ZM84 9L85 8H80L79 7L78 10H76V12H77V15H78V19H79L80 25H82L83 27H85L87 29L89 27L88 26L89 21L91 19H93L94 17L89 18L88 22L85 21L86 20L85 18H87L86 16H87V14L89 12H88V10L86 12H83V11H85ZM92 14H93V12H92ZM75 27L79 28L78 25H76ZM91 29L92 30L93 29L99 30V28H91V27H89V30H91Z\"/></svg>","mask_w":264,"mask_h":264},{"label":"snow or ice","instance_id":"6c2138e0","mask_svg":"<svg viewBox=\"0 0 264 264\" xmlns=\"http://www.w3.org/2000/svg\"><path fill=\"white\" fill-rule=\"evenodd\" d=\"M5 7H7V5H5Z\"/></svg>","mask_w":264,"mask_h":264}]
</instances>
